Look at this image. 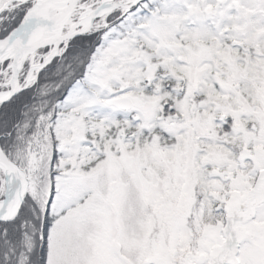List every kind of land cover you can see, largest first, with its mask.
<instances>
[{
  "label": "snow or ice",
  "instance_id": "snow-or-ice-1",
  "mask_svg": "<svg viewBox=\"0 0 264 264\" xmlns=\"http://www.w3.org/2000/svg\"><path fill=\"white\" fill-rule=\"evenodd\" d=\"M0 264H264V0H0Z\"/></svg>",
  "mask_w": 264,
  "mask_h": 264
}]
</instances>
